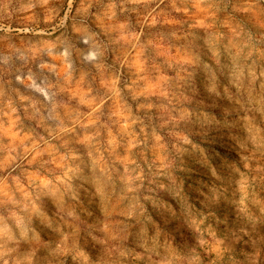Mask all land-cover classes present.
<instances>
[{
  "label": "clouds",
  "instance_id": "9594fccd",
  "mask_svg": "<svg viewBox=\"0 0 264 264\" xmlns=\"http://www.w3.org/2000/svg\"><path fill=\"white\" fill-rule=\"evenodd\" d=\"M0 264H264V0H0Z\"/></svg>",
  "mask_w": 264,
  "mask_h": 264
}]
</instances>
